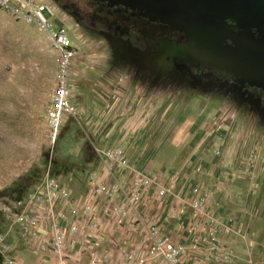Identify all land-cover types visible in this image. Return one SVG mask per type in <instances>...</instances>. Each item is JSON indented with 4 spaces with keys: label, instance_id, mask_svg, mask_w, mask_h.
Wrapping results in <instances>:
<instances>
[{
    "label": "rangeland",
    "instance_id": "rangeland-1",
    "mask_svg": "<svg viewBox=\"0 0 264 264\" xmlns=\"http://www.w3.org/2000/svg\"><path fill=\"white\" fill-rule=\"evenodd\" d=\"M47 1L56 11L51 28L64 29L76 47L69 76V100L75 115L63 122L51 146L45 110L55 84L57 55L37 26L0 8V204L19 196L20 189L27 191L35 186L48 168L74 196L86 194V175L97 172L95 147L122 148L128 159L145 150V154H138L142 156L141 160L137 158L141 166L153 163L152 167L159 168L173 153L175 158L167 171H179L185 161L215 168L227 183L220 193L225 191L230 197L235 194L230 177L242 174L237 168L242 169L245 163L257 167L260 159L256 152L264 149V112L248 103L246 89L230 76L198 77L201 68L178 60L163 73L170 81L178 79L183 84L171 88L148 86L153 75L137 58L140 47L129 41L124 46L119 39L75 24L59 5ZM210 90L219 94L211 96ZM246 139L252 142V149L244 154L238 145ZM223 148L230 153L225 156L231 157L229 165L225 162L229 159L214 155ZM206 177L203 174L204 184H193L210 190L213 185ZM261 189L257 186L256 192ZM217 204L219 219L228 215L238 224L236 250L228 243L227 236L231 235L225 234L230 224L220 219L221 244L228 256L220 264H264V229L257 226L249 237L240 227L244 215L250 220L249 209L264 217V202H246L236 196L230 200L228 196ZM232 213L236 219L230 216ZM0 236L12 246L18 243L16 228L1 213Z\"/></svg>",
    "mask_w": 264,
    "mask_h": 264
},
{
    "label": "built area",
    "instance_id": "built-area-1",
    "mask_svg": "<svg viewBox=\"0 0 264 264\" xmlns=\"http://www.w3.org/2000/svg\"><path fill=\"white\" fill-rule=\"evenodd\" d=\"M0 8L16 19L37 26L47 35L57 55L55 84L49 106L45 110L49 125L47 139L53 146L63 122L75 115V108L69 100L72 90L69 76L72 73L76 47L64 29L51 28L50 21L56 11L47 0H0ZM94 152L101 170L86 175L87 194L81 202L70 197L60 177L53 176L48 168L39 182L22 197L0 204V213L19 229L24 244L30 246L40 240L39 249L48 257L50 263L55 261L57 264H77L70 263L66 257L76 246H82L80 236L86 237L91 231L92 238L95 236V240H99L103 234L101 226L105 223L102 225L97 219V202L100 201L101 211L106 219L108 218L107 221L123 225L127 219L134 217L147 233L149 245L144 255L118 249L128 264H149L156 257L160 258L163 264H188L190 253L197 252L196 245L190 244L186 247L170 242L160 235L155 224H147L141 215L144 192L154 184L151 174L147 171H130L126 177H114L113 168L129 170L125 151L119 147L106 150L95 147ZM214 155L221 157V150L217 149ZM103 173L111 180L102 177ZM153 194L169 208L170 214L162 218L164 223L167 224L171 218L180 216V206L169 197L171 188L157 187ZM174 199L181 200L178 196ZM182 201L189 209L192 230L201 233L199 235L202 236V241H206L211 250L209 256L202 258L201 264H220L225 261L228 256L222 248L220 237L223 226L214 211L211 191L190 184L187 198ZM65 207L73 220H67L63 216L62 209ZM8 253L9 247L0 236L1 264H19L18 261H12ZM108 257V253L102 257L93 254L88 264H104ZM189 264L196 262L189 261Z\"/></svg>",
    "mask_w": 264,
    "mask_h": 264
},
{
    "label": "crops",
    "instance_id": "crops-1",
    "mask_svg": "<svg viewBox=\"0 0 264 264\" xmlns=\"http://www.w3.org/2000/svg\"><path fill=\"white\" fill-rule=\"evenodd\" d=\"M251 146L252 142L248 139L241 141L240 145H238L239 149L243 150V152H250V149H252ZM106 149L109 148H104L102 150ZM220 150L221 157L218 158L220 160L229 159L228 161H225L227 162L226 165H229L231 157L227 158L225 156H229L230 153H227L226 149L224 148ZM145 153V150H141L140 153H136L135 156H131L130 159L126 157L129 165V170L113 168V176L120 178L122 175H125L126 177V175L129 174L130 171H147L151 174L153 178L152 182H154V184H152L153 186L149 187L144 192L143 205H141L140 207L141 215L147 224H155L159 228L160 235L170 242H173L174 244L184 245L186 247H188L190 244L196 245L197 252L190 253L189 258L187 259L188 264L189 261H194L196 262V264H201V262L203 261L202 258L211 254L208 243L206 241H202V236L199 235L201 233L198 234L192 230L189 209L184 204V201L181 202V200H186L188 195V187L190 184H196V182H199V184L202 185L204 184L203 174H207L209 176L208 178L206 177V180H210V184L213 185L210 190L212 193L213 208L215 209L214 211L217 216V202L222 198L224 200H227L228 196L230 200L231 198H233V196H236L246 202H264V149L256 152L258 158L260 159L257 167H251L249 163H245L241 165L242 169H240V167L237 168V170L243 171L242 174H232L230 180L232 182V187L233 185L236 186L237 192H235V194L232 193L231 197L229 194H225V191L220 193L221 187L219 185H222V187H224L227 186V183L225 184V182L222 180V177L220 179L219 175L221 174L219 173V171H215V168L209 169L206 166L202 167L200 163L188 165V161H185L179 168V171H173L170 169L169 171H167V168L170 167L169 164L171 160L175 158V155L173 153L169 155L165 166L161 168H159V166L152 167L153 163H147L146 165L141 166V162L138 161L137 158L142 159V156H139L138 154L143 155ZM252 154L255 155V152L252 151ZM252 157L256 159V157L254 156H250L249 158L251 159ZM211 160H214L213 156ZM95 168H97V171L101 170L98 159ZM102 177H105L107 180H111L110 177H106V173H103ZM64 184L66 185L71 195L70 197L77 202H81L83 197L87 194H84L83 192L78 196H74V194H72V192L68 188L67 184ZM252 185L255 186L254 189ZM259 185L262 186V189L260 192H256V187ZM157 187L171 188V194L169 195V197H171L170 200L176 202L177 205L180 206V216L178 218H171L170 222L167 224L163 222L162 218L170 214V211L166 203L162 204V202L154 196L153 190ZM172 196H178V198L181 200H175ZM97 208L99 209V215L97 217L98 221H100L102 225L105 223V225L101 226L103 234L99 237V240H95V236L94 238H92L91 231L86 235V237L85 235H81L79 241L82 246H76L73 251L67 253L69 255L66 258L70 263L76 262L77 264H88L93 254L102 257L105 253H108L109 257L105 260L104 264H128L124 257L118 252V249H124L137 255L145 254L146 249L149 245V240L147 238L145 229L142 228V225L137 221V219L131 217L127 219L123 225L115 224L112 221H107L108 218L106 219L105 215H103V212L101 211L102 203L100 201L97 202ZM62 212L63 216L67 220H73L68 214L66 207L62 209ZM247 212H249L248 214L251 215L250 220L248 221L244 215L242 219V225L240 227H242V231L245 234H248L250 237L251 234L255 233L257 226L259 227V229H264V224H262L263 221H261L264 220V217L261 218V214L256 216V212H252L251 209H249V211ZM100 216H102L103 220ZM230 216L232 218L234 216V219L237 218V216L235 217L233 213ZM256 218H258V221ZM221 221L230 224L225 227V234L231 235L230 237L227 236L229 240L228 243H230V245L237 250V248H239V244L237 242V238L234 237L235 228L238 227V224H236L237 222H231L228 215L223 216ZM15 228L18 234V243L16 245L12 246L3 237L5 243L9 247L8 257L12 261H18L19 264H57L55 261L50 263L47 259L48 257L41 253L39 249L40 240L36 241L33 245L27 246L21 240L19 229L17 227ZM220 237L221 239H224L221 234ZM149 264H163V262L160 258L156 257Z\"/></svg>",
    "mask_w": 264,
    "mask_h": 264
},
{
    "label": "water",
    "instance_id": "water-1",
    "mask_svg": "<svg viewBox=\"0 0 264 264\" xmlns=\"http://www.w3.org/2000/svg\"><path fill=\"white\" fill-rule=\"evenodd\" d=\"M103 1L136 9L184 33L186 42L177 50L187 59L230 74L239 82L260 74L264 81V0ZM217 15H229L238 24L224 22Z\"/></svg>",
    "mask_w": 264,
    "mask_h": 264
},
{
    "label": "flooded vegetation",
    "instance_id": "flooded-vegetation-1",
    "mask_svg": "<svg viewBox=\"0 0 264 264\" xmlns=\"http://www.w3.org/2000/svg\"><path fill=\"white\" fill-rule=\"evenodd\" d=\"M59 5L69 16L70 20L78 24L86 25L91 31L100 32L102 35L121 40L125 46L129 42L141 48L139 58L148 66L146 71L151 72L153 81H148V86H158L162 88H171L183 84L178 79L170 81L169 76L163 73L171 68L172 62L178 60L181 64L201 68L197 72L198 77L209 76L217 78L219 76H230L238 86L246 89L248 103L262 109L264 112V81H261L263 75L259 78L249 77L244 82H239L234 76L213 67L204 65L199 61L187 59L178 52L177 47L185 44L186 36L184 33L171 28L167 24L159 21H153L145 16L143 12L126 7L124 5H115L103 0H52ZM229 24L237 25V20L229 15L216 16ZM257 28L252 27L251 31ZM258 35H254L256 38ZM72 37H74L72 35ZM129 41V42H128ZM122 55V51L118 52ZM183 62V63H182ZM167 76V77H166ZM166 77V78H165ZM174 77V76H173ZM150 84V85H149ZM163 85V86H162ZM211 96H217L219 92L210 90ZM216 94V95H215Z\"/></svg>",
    "mask_w": 264,
    "mask_h": 264
},
{
    "label": "trees",
    "instance_id": "trees-1",
    "mask_svg": "<svg viewBox=\"0 0 264 264\" xmlns=\"http://www.w3.org/2000/svg\"><path fill=\"white\" fill-rule=\"evenodd\" d=\"M52 174V173H51ZM53 176H57V175H54V174H52ZM25 192H26V190H24V189H20V191H19V193H18V195L19 196H17V197H15V198H11V199H17V198H20V197H22L24 194H25ZM10 199V200H11ZM0 264H1V256H0Z\"/></svg>",
    "mask_w": 264,
    "mask_h": 264
}]
</instances>
